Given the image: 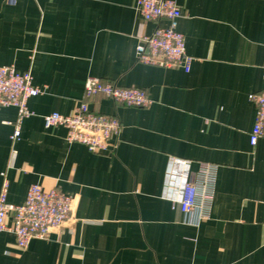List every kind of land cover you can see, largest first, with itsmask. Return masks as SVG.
<instances>
[{"label": "crops", "instance_id": "0c3cea01", "mask_svg": "<svg viewBox=\"0 0 264 264\" xmlns=\"http://www.w3.org/2000/svg\"><path fill=\"white\" fill-rule=\"evenodd\" d=\"M173 1L190 72L137 61L140 38L167 25L144 21L137 0H0V66L30 72L42 90L16 142L18 110H0V192L8 180V202L22 205L40 184L74 202L46 240L21 249L0 233V264H264V136L250 144L249 100L264 88V0ZM90 78L152 101L88 100L122 124L116 148L101 154L44 126L48 114L75 112ZM171 156L194 171L218 166L210 217L198 227L162 197Z\"/></svg>", "mask_w": 264, "mask_h": 264}, {"label": "built area", "instance_id": "2783aa9c", "mask_svg": "<svg viewBox=\"0 0 264 264\" xmlns=\"http://www.w3.org/2000/svg\"><path fill=\"white\" fill-rule=\"evenodd\" d=\"M15 5L17 0H7ZM136 10L144 21L165 20L152 34L142 36L136 49L137 61L145 65L164 68H183L190 72L192 58L186 52L185 36L179 31L182 13L173 0H137ZM264 79V63L262 66ZM42 90L33 83L30 72L19 73L13 66H0V110L14 107L18 119L12 135L16 142L21 136V123L32 116L28 101ZM97 96L112 99L128 107L146 108L152 101L139 88L121 87L99 78L86 82L84 101L70 115L53 112L44 117L46 129L64 127L67 141L86 146L95 154L115 149L122 130L117 117L107 116L90 109L88 100ZM256 107L255 123L250 134V144L256 146L264 136V88L249 95ZM218 166L201 163L196 171L193 163L171 156L169 158L162 197L178 207L189 226L198 227L210 217L214 198ZM9 181L5 180L0 192V233L15 235L19 248H26L34 239L46 240L53 230H60L72 218L73 198L58 188L45 189L33 184L24 204L8 202ZM12 217V218H11Z\"/></svg>", "mask_w": 264, "mask_h": 264}]
</instances>
